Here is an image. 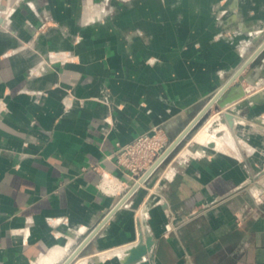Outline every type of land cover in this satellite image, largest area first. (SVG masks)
I'll list each match as a JSON object with an SVG mask.
<instances>
[{
  "label": "crops",
  "instance_id": "obj_1",
  "mask_svg": "<svg viewBox=\"0 0 264 264\" xmlns=\"http://www.w3.org/2000/svg\"><path fill=\"white\" fill-rule=\"evenodd\" d=\"M213 98L235 141L132 189L117 144L176 141ZM148 237L133 264H264V0H0V264Z\"/></svg>",
  "mask_w": 264,
  "mask_h": 264
},
{
  "label": "built area",
  "instance_id": "obj_2",
  "mask_svg": "<svg viewBox=\"0 0 264 264\" xmlns=\"http://www.w3.org/2000/svg\"><path fill=\"white\" fill-rule=\"evenodd\" d=\"M45 26L46 24H43L41 29ZM175 143L176 141L168 140L161 128H155L152 132L142 134L130 143H118L111 158L132 180V189L136 190L146 185L167 162L178 145Z\"/></svg>",
  "mask_w": 264,
  "mask_h": 264
},
{
  "label": "rangeland",
  "instance_id": "obj_3",
  "mask_svg": "<svg viewBox=\"0 0 264 264\" xmlns=\"http://www.w3.org/2000/svg\"><path fill=\"white\" fill-rule=\"evenodd\" d=\"M216 112H217L216 109L213 108L209 110V112L203 117L201 124H199L196 128H194L192 132H190L188 136L185 137L177 145L175 150L171 153L170 157L168 158L167 162L155 173V175L146 183V185L158 174L161 176L163 174V171L167 167L173 164L175 165L178 164L181 160H185L186 157H190L192 155L201 153L200 151L201 144H203L209 138H211L209 142L211 141L221 142L223 140L235 141V138L231 134L229 127H225L224 129H221L222 131L221 135H216L215 132L213 134L206 133V130L209 124L211 123V120H213V118H215L216 116ZM79 257H82V255ZM78 261L79 258H77V262Z\"/></svg>",
  "mask_w": 264,
  "mask_h": 264
},
{
  "label": "water",
  "instance_id": "obj_4",
  "mask_svg": "<svg viewBox=\"0 0 264 264\" xmlns=\"http://www.w3.org/2000/svg\"><path fill=\"white\" fill-rule=\"evenodd\" d=\"M217 99L213 98L208 105L205 107L203 112L199 115V117L191 124V126L176 140L175 144H179L185 137L188 136L190 132L194 128H196L199 124H201V121L203 117L209 112V110L215 105ZM233 101L232 98L226 99L224 102L220 103V106L225 108L229 103ZM243 107L242 106H236L235 108H226L227 110L222 113V118L223 120L229 125L230 128H234L235 126V115L238 110H241ZM219 109V108H218ZM210 147H214V144H210ZM153 201H158V197L154 196ZM86 242V241H85ZM85 242L81 245V247L76 251V254L80 249L83 247ZM154 245V240L152 237H148L146 241L141 244L137 245L133 248H131L129 252V256L126 260V264H133L138 261H143V258L148 255V253L152 250V246ZM74 254V256L76 255ZM74 256H72L66 264H70L71 261L73 260ZM140 264H148L147 262H140Z\"/></svg>",
  "mask_w": 264,
  "mask_h": 264
},
{
  "label": "bare ground",
  "instance_id": "obj_5",
  "mask_svg": "<svg viewBox=\"0 0 264 264\" xmlns=\"http://www.w3.org/2000/svg\"><path fill=\"white\" fill-rule=\"evenodd\" d=\"M225 127H229V125L223 120L222 115H219V116H216L215 118H213V120H211V123L209 124V126L206 130V133L213 134L215 132L216 135H221L222 134L221 129H224ZM212 143L214 144V147H216V144L213 141L209 142L207 145L210 146V144H212ZM143 243L144 242H140L137 245H141Z\"/></svg>",
  "mask_w": 264,
  "mask_h": 264
}]
</instances>
